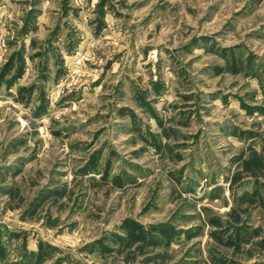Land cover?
Listing matches in <instances>:
<instances>
[{"label":"rangeland","instance_id":"rangeland-1","mask_svg":"<svg viewBox=\"0 0 264 264\" xmlns=\"http://www.w3.org/2000/svg\"><path fill=\"white\" fill-rule=\"evenodd\" d=\"M0 264H264V0H0Z\"/></svg>","mask_w":264,"mask_h":264}]
</instances>
